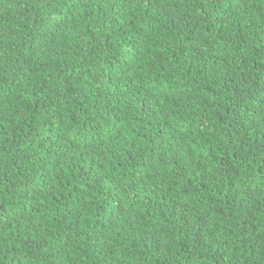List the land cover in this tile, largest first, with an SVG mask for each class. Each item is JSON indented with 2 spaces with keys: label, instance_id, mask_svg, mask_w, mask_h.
I'll return each mask as SVG.
<instances>
[{
  "label": "trees",
  "instance_id": "obj_1",
  "mask_svg": "<svg viewBox=\"0 0 264 264\" xmlns=\"http://www.w3.org/2000/svg\"><path fill=\"white\" fill-rule=\"evenodd\" d=\"M0 264H264V0H0Z\"/></svg>",
  "mask_w": 264,
  "mask_h": 264
}]
</instances>
